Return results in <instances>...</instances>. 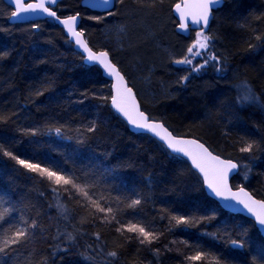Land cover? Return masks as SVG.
Listing matches in <instances>:
<instances>
[{
	"label": "trees",
	"instance_id": "trees-1",
	"mask_svg": "<svg viewBox=\"0 0 264 264\" xmlns=\"http://www.w3.org/2000/svg\"><path fill=\"white\" fill-rule=\"evenodd\" d=\"M81 1L62 0L59 17L81 16L89 46L109 52L143 111L175 136L196 139L238 163L233 189L243 187L264 200V0H223L207 33L209 51L220 63L210 61L197 74L172 62L187 55L196 35L176 33L172 10L181 0H124L112 15L84 9ZM12 11L0 0V212L9 210L0 229L22 219L38 227L29 230L27 243L9 249V264H193L184 255L194 250L210 257L195 264H215L212 257L219 264H264V239L254 223L224 212L184 160L129 131L110 107L111 84L98 68L84 64L64 32L53 21L11 25ZM136 77L149 83L148 92ZM245 84L258 102L239 101ZM241 138L253 142L251 153L238 151ZM4 151L75 174L105 196H119L124 203L117 219L134 218L158 238L140 244L136 234L116 232L115 221L80 223L81 217L91 220L85 209L66 193H53V184ZM136 198L141 204L133 212L126 204ZM58 203L67 204L68 212ZM172 216L192 223L177 225ZM69 233L76 237L73 244L66 240ZM110 251L117 257L108 256Z\"/></svg>",
	"mask_w": 264,
	"mask_h": 264
},
{
	"label": "snow or ice",
	"instance_id": "snow-or-ice-1",
	"mask_svg": "<svg viewBox=\"0 0 264 264\" xmlns=\"http://www.w3.org/2000/svg\"><path fill=\"white\" fill-rule=\"evenodd\" d=\"M143 2V0H141ZM151 3H155V0H149ZM162 2V0H161ZM223 0H181L180 3L175 4V12L179 15L181 21L179 27L184 31H189V24L193 26V31L196 32V38L194 43L187 48V55L182 59H175L172 62L176 65H193V60L196 57H202V61L198 65L193 66L189 70L191 72H200V70L206 67L210 61H216L220 63L219 58L209 51L210 41L212 36L205 35V30L208 28L209 19L212 17L213 8L222 5ZM15 5V10L11 12V19H19L22 14L28 13H44L49 17L54 18L58 23L62 24L67 32L70 34L72 41L87 54L86 60L93 64L99 65L104 73L109 77H114L116 83L113 85L115 89V95L111 97V105L115 110L120 113L129 124L134 128L158 137L163 141L167 148L171 149L173 153L180 154L187 157L191 161L192 167H194L202 176L204 184L210 192L218 197L222 201H234L236 204L242 205L244 209L255 217L256 222L264 228V200H255L252 196L245 191L243 187H239L237 191H233L229 185V176L240 167L238 163L228 159H221L219 155H214L203 143H200L196 139H184L173 135L168 128L162 122H158L155 118L150 117L145 111L141 110L140 104L137 102L136 94L132 88L128 86L120 70L116 64L112 62L108 51H94L87 40L84 38L83 31H77L76 24L78 15L69 16L65 19H61L57 16L50 5H55L57 0H36L33 2H26V0H12ZM100 3L104 7L105 12L108 15H112V9L115 4H123L124 0H100ZM98 22L103 17H91ZM257 40H260L259 35L256 36ZM215 67V65H213ZM217 68V71H220ZM188 76L185 75L181 79L183 81L188 80ZM107 99V97H102ZM241 103H255L258 102V98L251 91L250 86L245 84L243 86V95L239 97ZM88 131L94 132L95 127H89ZM35 134V133H33ZM56 134L60 135V129H56ZM239 144L238 151L240 153H251L253 151V142H248L241 138L237 142ZM3 150V145H0V151ZM4 155L9 156L17 164L30 172L37 173L41 177L46 178L51 184L53 193L58 196L62 193L68 195L69 200L74 201L80 208L85 209L88 220L85 217H81L80 223L99 221L100 223L111 224L115 221L117 227L115 231L121 233H134L135 239L140 244L151 245L154 239L158 237L156 234L147 228L142 222L133 219H129L127 222H121L117 219L116 213L120 211L118 205L123 204L119 196L111 197L105 196L102 192L96 189L94 183L88 181H82L81 177L75 174L67 173L59 168H52L49 166H42L40 163L33 162L29 159H22L17 155L4 151ZM247 178V177H245ZM56 186H62V189H58ZM3 201H0L2 203ZM141 204L139 198L132 199L126 204L127 209H135ZM59 209H62L64 213L68 212L67 204L56 205ZM225 208H234L232 204H225ZM239 211L240 209H235ZM9 210L5 209L0 212V225L5 222V217L8 215ZM67 219V216H65ZM172 220L177 225L185 224L190 225L191 220L182 216H172ZM38 224L35 220L29 222L28 220H21V225H13L0 229L3 232L0 235V264H9L7 257L10 255L9 249L15 250V246L27 243L29 238V230L37 229ZM41 231L43 229L41 228ZM96 239H100V233H93ZM133 237H125V239H132ZM58 239V237H57ZM66 240L69 244H73L76 241V237L71 233L67 234ZM186 247H190L187 241H181ZM232 245L237 248H244L243 243L232 241ZM91 247V246H89ZM67 251V249H63ZM158 253V250H156ZM110 257H117L116 251H110L107 253ZM83 259L91 260L92 257L83 255ZM184 259L190 262H203L209 261L210 257L208 253L194 250L193 254H185ZM211 260L215 261V264H219V258L212 257Z\"/></svg>",
	"mask_w": 264,
	"mask_h": 264
},
{
	"label": "water",
	"instance_id": "water-1",
	"mask_svg": "<svg viewBox=\"0 0 264 264\" xmlns=\"http://www.w3.org/2000/svg\"><path fill=\"white\" fill-rule=\"evenodd\" d=\"M2 1H3V3H4L7 7H9L10 9H12L13 11L15 10V5L12 3V0H2ZM26 2H33V3H35L36 0H26ZM61 2H62V0H57V3H56L55 5H50V7H51L54 11H56L57 8H58V6H59V4H60ZM81 7L84 8V9H87V10H89V11H91V12H95V13H99V14H107V13L105 12V10H104V7H103L102 4L100 3V0H82V1H81ZM114 8H115V7H114ZM114 8L112 9V11H114ZM220 8H221V5H220V6H216V7L213 8L212 17H210V19H209L208 28L205 30V33H208V32H209V29H210V27H211L212 20H213V17H214V12H216V11H217L218 9H220ZM174 9H175V6H174V8H173V10H172V14H173V17L175 18V20L177 21L176 33H177L179 36H181V37H183V38H185V39H188V38L190 37L191 33H195V31L192 30V29H193V26H192L191 24H189V31H188V32H184V31L179 27L181 21H180V19H179V15L175 12ZM56 14H57V16H59L58 13H57V11H56ZM67 17H69V16H67ZM67 17H60V18H61V19H65V18H67ZM78 17H79V18H78V20H77L76 28H77V31H81V21H82V19H81V16H80V15H78ZM44 21H53V23H54L57 27H59V28L64 32L65 36L68 38V40H69L70 43L72 44V46H73V48H74V51H75L76 53H78L79 55H81V57L83 58V62H84V64H85L86 66H88V67H96V68H98V69L100 70V72H101L103 78L106 79V80L111 84V94H112V96L115 95V89H114V87H113V85L116 83L115 78H114V77H109V76H107V75L104 73L103 69H102L99 65H96V64H93L92 62L87 61V60H86V56H87V54L84 53L83 50L80 49V48H79V47H78V46L72 41V38H71L70 34L67 32V30L64 28V26H63L62 24L58 23L54 18L49 17V16H47V15L44 14V13H28V14H22V16H21L19 19H11V18H10V24H11V25H30V24H36V23H40V22H44ZM84 38H85V36H84ZM89 47H90V46H89ZM117 68H118V67H117ZM118 69H119V68H118ZM120 72H121V71H120ZM121 75H123V74L121 73ZM123 76H124V75H123ZM124 78H125V76H124ZM125 81L127 82L128 86L131 87V86L129 85V83H128V81H127L126 78H125ZM132 90H133V89H132ZM133 92L135 93L134 90H133ZM135 94H136V93H135ZM112 96H111V97H112ZM136 99H137V102L140 104L137 95H136ZM110 107H111L112 111H113V112H114V113H115V114H116V115H117V116H118V117H119V118H120V119H121V120L127 125L129 131H130L132 134H134V135H146V136H149V137H151L152 139L156 140V141H157L158 143H160L161 145H163V146L168 150V152H169L171 155H173V156H175V157H178V158L184 160V161L190 166V168H191V169H192V170H193V171L199 176V178L201 179L202 184H203V187H204V191H205L206 195H207L209 198H211L213 201H215V202L219 205V207H220L224 212L229 213V214H232V215H236V216H241V217H243V218H245V219H247V220L253 222L254 225H255V227H256V229H257V231H258V233H259L260 236L264 239V228H262V226L259 225V224L256 222L255 217H253V216L247 211V209H244L242 205L236 204L234 201H222V200H220L218 197H215V196L210 192V190L207 188L206 184H204V182H203V178H202L201 174H200V173H199L194 167H192V165H191V161L188 160L187 157H184V156H182V155H180V154H177V153H173L171 149L167 148L166 144H165L163 141L159 140V138L156 137V136H154L153 134L148 133V132H146V131H142V130H138V129L134 128L131 124H129V123L127 122V120H126V119H125L120 113H118V112L115 110V108L111 105V100H110ZM140 107H141V110L143 111L141 104H140ZM158 122H159V121H158ZM165 127H166V126H165ZM166 128H167V127H166ZM168 130H169V129H168ZM169 131H170V130H169ZM173 135H174V134H173ZM181 138H184V139H192V138H185V137H181ZM199 142H200V141H199ZM200 143H201V142H200ZM205 147H206V146H205ZM209 151H210V150H209ZM212 153H213V152H212ZM213 154H214V153H213ZM214 155H215V154H214ZM220 158H221V157H220ZM221 159H223V158H221ZM238 173H239V168H238V170H236L235 172H233L232 174H230V176H229V185H230L231 187H232L231 182H232V180L238 175ZM232 190H233V191H237L238 189H233V187H232ZM245 191H247V190L245 189ZM247 192L250 194L249 191H247ZM250 195H251V194H250ZM251 196H252V195H251ZM252 198L255 199V200H257V199L254 198L253 196H252ZM225 204H232V205H234V208H235V209H240V210H239V211H236V210H234V208H225V207H224Z\"/></svg>",
	"mask_w": 264,
	"mask_h": 264
},
{
	"label": "rangeland",
	"instance_id": "rangeland-1",
	"mask_svg": "<svg viewBox=\"0 0 264 264\" xmlns=\"http://www.w3.org/2000/svg\"><path fill=\"white\" fill-rule=\"evenodd\" d=\"M205 35H207V33H205ZM195 38H196V35H195V37H194V40H193V42H192V44L194 43V41H195ZM176 59V58H175ZM202 61V57H196L194 60H193V65L192 66H188V65H176V64H174L177 68H179V69H181L182 67H189V68H191V67H193V66H196V65H198V63L199 62H201ZM205 68V67H204ZM204 68H202L201 70H200V72L204 69ZM194 73H199V72H194ZM135 82L138 84V86L139 87H142V85L145 87V88H147V92H148V90H149V83L145 80V79H142V78H140V77H136V79H135Z\"/></svg>",
	"mask_w": 264,
	"mask_h": 264
}]
</instances>
